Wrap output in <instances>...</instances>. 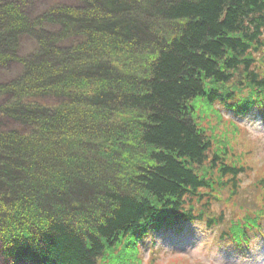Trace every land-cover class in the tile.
<instances>
[{
    "label": "trees",
    "instance_id": "1",
    "mask_svg": "<svg viewBox=\"0 0 264 264\" xmlns=\"http://www.w3.org/2000/svg\"><path fill=\"white\" fill-rule=\"evenodd\" d=\"M33 1L0 0V264H158L191 222L245 245L264 175L202 124L264 105V0Z\"/></svg>",
    "mask_w": 264,
    "mask_h": 264
},
{
    "label": "rangeland",
    "instance_id": "2",
    "mask_svg": "<svg viewBox=\"0 0 264 264\" xmlns=\"http://www.w3.org/2000/svg\"><path fill=\"white\" fill-rule=\"evenodd\" d=\"M35 1L38 10L47 9L53 4L60 3L77 5L76 0H34L33 2ZM35 12L38 13L39 11L35 10ZM21 42L20 53L25 56L29 55L35 48V41L25 37ZM130 50L124 55L125 57L119 55V58L128 59ZM113 57L110 58L113 59ZM21 69V65L14 63L8 70L1 71L0 82L8 83L16 79ZM49 102L53 104L54 99L49 100ZM1 103L2 100H0ZM202 104L201 101L195 102L198 107H202ZM226 117L237 120L242 125V129L246 130V134H241L238 137L234 134L233 124L222 123L214 113L208 119L206 118L202 126H205L210 132L213 143L219 144L216 147L220 146L221 141L227 142L230 148L236 149L234 152H236L237 158L244 159L243 163L246 165H252L258 176L264 175V117L258 110H254L251 114L243 117L234 113L226 114ZM257 178L254 176L253 180H257ZM247 183H251V181ZM249 207L251 209L257 208L253 203H250ZM203 226V223L186 224L185 229L180 233L169 231L154 235L151 240L143 243L145 258H148V248L154 245V241L157 249L161 250L158 264H205L209 258H213L215 264H264V239L260 234L257 233L253 237L250 249L241 251L236 244L233 245L225 240L221 241L222 228L209 231Z\"/></svg>",
    "mask_w": 264,
    "mask_h": 264
},
{
    "label": "clouds",
    "instance_id": "3",
    "mask_svg": "<svg viewBox=\"0 0 264 264\" xmlns=\"http://www.w3.org/2000/svg\"><path fill=\"white\" fill-rule=\"evenodd\" d=\"M205 264H215V260L213 258H209L205 261Z\"/></svg>",
    "mask_w": 264,
    "mask_h": 264
},
{
    "label": "bare ground",
    "instance_id": "4",
    "mask_svg": "<svg viewBox=\"0 0 264 264\" xmlns=\"http://www.w3.org/2000/svg\"><path fill=\"white\" fill-rule=\"evenodd\" d=\"M77 2V1H76ZM72 5H74V4H72Z\"/></svg>",
    "mask_w": 264,
    "mask_h": 264
}]
</instances>
